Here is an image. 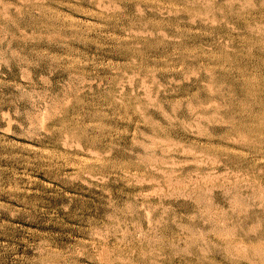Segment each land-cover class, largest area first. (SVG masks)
<instances>
[{"label":"rangeland","instance_id":"rangeland-1","mask_svg":"<svg viewBox=\"0 0 264 264\" xmlns=\"http://www.w3.org/2000/svg\"><path fill=\"white\" fill-rule=\"evenodd\" d=\"M0 264H264V0H0Z\"/></svg>","mask_w":264,"mask_h":264}]
</instances>
